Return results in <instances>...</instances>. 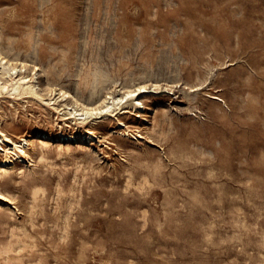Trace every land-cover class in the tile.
I'll list each match as a JSON object with an SVG mask.
<instances>
[{"label":"rangeland","instance_id":"1","mask_svg":"<svg viewBox=\"0 0 264 264\" xmlns=\"http://www.w3.org/2000/svg\"><path fill=\"white\" fill-rule=\"evenodd\" d=\"M0 51L68 107L161 90L0 97V264H264V0H0Z\"/></svg>","mask_w":264,"mask_h":264},{"label":"bare ground","instance_id":"2","mask_svg":"<svg viewBox=\"0 0 264 264\" xmlns=\"http://www.w3.org/2000/svg\"><path fill=\"white\" fill-rule=\"evenodd\" d=\"M25 65L26 64H24L23 62L14 63L13 60L8 57V55L0 51V97L1 96L7 98L12 97L15 100H22L23 98H27L28 101H32L37 104L43 103L44 105L52 106V108H55L58 111L64 110L61 115L62 119L67 121L68 119H70L74 122L78 121L81 124L86 123L87 121L97 117H112V116L116 117L120 113L124 114L127 111L130 110L132 111L133 109H135L138 112L141 110V108H145L143 102L140 101V98L143 94L146 93L158 94L161 92L159 87H152L151 85L147 86L145 84H140L139 86H134L133 88H127L126 90L121 91L119 93H113V92L108 93L102 100H100V102L98 101L99 102L98 104L96 103L97 105L94 106L86 105L83 103L80 104L76 100L75 101L76 107L75 105L74 107L73 106L68 107L69 104L68 102L70 100L67 102V99L74 95L72 94L70 95L68 92L62 91L60 88L57 90L55 88H51L49 90L48 88L45 87L46 89H48V93L50 92V94H48L46 90H44L45 91L44 92L42 89L43 87L42 88L39 87V81L37 80L38 77L37 73L39 72L37 71L38 65L37 66L34 65L35 69H33L34 71L32 73H27V69L29 67L27 66L28 67L27 68ZM191 87H192L191 91H196L200 88V87L196 88L193 86ZM52 92L54 94L50 96ZM95 93H96L95 88L89 91V95H94ZM213 97L216 96L214 95ZM98 98L100 99L102 98V96ZM95 102L97 101L95 100ZM117 123H119L120 125L123 124L118 118H117ZM89 134L91 135V137L93 136V133L91 131H89ZM22 141L24 140L23 139H19L18 141L14 140L12 137H9L2 129H0V150L4 153L5 156V159L0 164V173L2 171L5 172L6 170L5 165H7L10 161H12L11 155H13L16 148L20 149L22 153H25V151L22 149L23 147ZM15 154L17 153L15 152ZM0 199L4 200L8 204L11 203L9 198H7V196H5L1 192H0ZM5 251H3V253Z\"/></svg>","mask_w":264,"mask_h":264}]
</instances>
